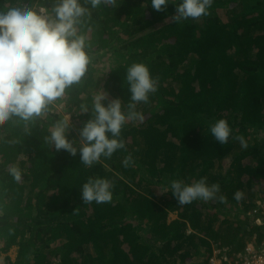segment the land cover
Wrapping results in <instances>:
<instances>
[{"label": "trees", "instance_id": "trees-1", "mask_svg": "<svg viewBox=\"0 0 264 264\" xmlns=\"http://www.w3.org/2000/svg\"><path fill=\"white\" fill-rule=\"evenodd\" d=\"M56 2L0 0V12L29 5L52 14ZM182 2L167 0L158 12L151 0L96 8L79 0L87 12L78 35L86 38L90 63L55 101L73 116L68 139L79 148L101 81L109 100L122 101L123 113L143 119L127 121L117 137L125 147L91 166L79 152H57L46 141L64 119L53 104L27 124L13 117L0 126V254L16 248L14 260L6 255L3 264H206L212 244L237 252L253 237L264 238V227L248 215L264 195V0H213L207 15L176 22L171 17ZM112 54L117 61L105 67ZM133 64L149 69L156 91L130 109ZM98 69H108L106 76L96 77ZM220 119L231 129L225 145L210 131ZM12 165L21 170L19 182ZM204 177L220 186L216 198L178 205L171 182L191 185ZM89 178L110 181L111 202L81 200ZM170 214L175 218L168 220Z\"/></svg>", "mask_w": 264, "mask_h": 264}, {"label": "clouds", "instance_id": "clouds-1", "mask_svg": "<svg viewBox=\"0 0 264 264\" xmlns=\"http://www.w3.org/2000/svg\"><path fill=\"white\" fill-rule=\"evenodd\" d=\"M213 0H183L176 6V22L188 18L198 19L207 15ZM93 8L101 3L113 5L115 0H90ZM167 0H151V7L158 11L167 8ZM87 9L79 0H57L51 13L46 7H12L0 12V126L13 117L29 122L49 111V106L62 98L66 89L79 83L85 76L90 58L85 51V36L78 35L77 25ZM127 81L131 92L130 109L138 102H147L148 94L156 91V81L150 76L144 64H133L127 72ZM105 101H108L105 106ZM89 112L82 106V113ZM94 116L79 129V148L77 141L69 140V131L73 128L71 115L56 121L46 141L57 152L64 150L75 157L80 153L81 162L91 166L101 156L110 158L112 154L125 147L119 137L122 126L127 122L143 117L135 111L127 115L122 112V101L109 100V94L103 88L93 102ZM212 136L221 145L228 143L231 129L225 119L218 120L210 128ZM111 134L112 138H109ZM241 147L248 144L243 136L235 137ZM125 167L131 163V157L123 162ZM10 175L19 182L21 170L12 165ZM207 178L185 185L183 181L171 182V193L178 205L184 206L194 200H213L220 191L218 184H207ZM112 184L106 179L89 178L83 184L81 200L85 203L95 201L98 204L112 200ZM243 193H234V199L240 201ZM220 196L218 202L224 203ZM77 210V209H76ZM74 211V213L76 212ZM73 213V214H74Z\"/></svg>", "mask_w": 264, "mask_h": 264}, {"label": "built area", "instance_id": "built-area-1", "mask_svg": "<svg viewBox=\"0 0 264 264\" xmlns=\"http://www.w3.org/2000/svg\"><path fill=\"white\" fill-rule=\"evenodd\" d=\"M259 197L261 199L255 202L248 215L252 218L253 225L264 227V195ZM206 261V264H264V238L257 242L253 237L237 252L212 244Z\"/></svg>", "mask_w": 264, "mask_h": 264}, {"label": "rangeland", "instance_id": "rangeland-1", "mask_svg": "<svg viewBox=\"0 0 264 264\" xmlns=\"http://www.w3.org/2000/svg\"><path fill=\"white\" fill-rule=\"evenodd\" d=\"M104 61L106 62V63H104L103 65L105 66V67H108L109 65L108 64H112V63H115V61H117V58L114 56V54H112V56H110V55H108V58H107V60H105L104 59ZM107 72H108V69H100L99 71H98V73H96V77L97 76H99L100 77V79H101V76L102 77H105L106 76V74H107ZM98 77V78H99ZM103 79V78H102ZM102 81L99 83V86H97L96 88H94L93 89V95H94V97L98 94V89H100V88H102L101 86H102ZM53 106H54V110L55 111H57L58 113H59V115L61 116V117H63V118H65L66 116H68V115H71V122H73V116H72V114L67 110V107H65L64 105H63V103L62 102H54L53 103ZM160 194V193H159ZM260 195V194H259ZM263 196V195H262ZM175 218V214H170L169 216H168V220H172V219H174ZM7 256H9V258L13 261L14 260V258H15V256H16V248H12L7 254H6ZM5 254H0V264H3L4 263V257L6 256Z\"/></svg>", "mask_w": 264, "mask_h": 264}, {"label": "crops", "instance_id": "crops-1", "mask_svg": "<svg viewBox=\"0 0 264 264\" xmlns=\"http://www.w3.org/2000/svg\"><path fill=\"white\" fill-rule=\"evenodd\" d=\"M100 69H98V71H99Z\"/></svg>", "mask_w": 264, "mask_h": 264}]
</instances>
